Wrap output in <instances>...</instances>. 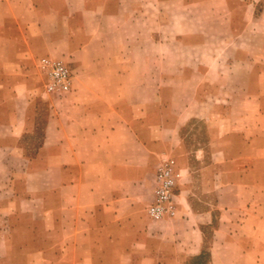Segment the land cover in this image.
Masks as SVG:
<instances>
[{
  "label": "crops",
  "instance_id": "0c3cea01",
  "mask_svg": "<svg viewBox=\"0 0 264 264\" xmlns=\"http://www.w3.org/2000/svg\"><path fill=\"white\" fill-rule=\"evenodd\" d=\"M220 2L0 0L6 10L0 42L9 43V52L25 59L63 56L73 75L69 93L43 100L40 125L32 79L14 80L9 91L10 81L0 74V163L24 168L22 185L9 172L8 209L23 263L189 264L202 253L210 213L192 208L186 161L175 215L152 222L146 207L161 159L178 157L181 128L194 116L177 109L175 87L194 86L197 96L212 70L230 79L234 97L256 102L258 117L244 144L232 130L220 137L230 139V151L229 158L220 152L217 164L229 168L213 176L221 220L212 228L208 264L253 260L242 243H252L254 229L264 230V0H223L232 10L227 19L208 17L205 6ZM159 4L182 7V31L160 34L153 26ZM148 7L151 18L145 19ZM190 8L199 9L195 33L185 28ZM192 37L224 45L185 40ZM38 132L33 147L29 138Z\"/></svg>",
  "mask_w": 264,
  "mask_h": 264
},
{
  "label": "rangeland",
  "instance_id": "374dc122",
  "mask_svg": "<svg viewBox=\"0 0 264 264\" xmlns=\"http://www.w3.org/2000/svg\"><path fill=\"white\" fill-rule=\"evenodd\" d=\"M163 1V0H160ZM149 7L144 10L147 12L144 16L145 19H150ZM206 15L208 17L219 14L226 19L231 14L232 10L230 6H227L223 0H221L219 6L207 5L205 6ZM6 13L5 9L0 10V14ZM153 23L158 27V31H166L167 29H174L176 31H182L184 26L180 20L183 17L184 11L181 6H173L168 4H159L158 11L153 10ZM191 22L189 25H185V28L190 29L191 32L199 30L198 21L194 18L199 15V9L190 8ZM149 23V22H148ZM147 24V23H146ZM150 25V24H147ZM155 27V28H156ZM16 32L19 33L18 26L15 25ZM0 31H2L0 23ZM1 33V32H0ZM20 34V33H19ZM1 35V34H0ZM181 38V37H180ZM180 38L174 39L175 41L181 40ZM164 37H160V40ZM190 44H200L205 41L207 45L223 46L219 44L217 39L211 38H191L185 39ZM1 41V40H0ZM164 41V40H163ZM229 41V40H228ZM19 45H24V40L19 35ZM255 43V42H254ZM178 44V43H175ZM0 74L10 81V85L7 90L10 91L14 80L17 79H32V85L28 87L31 89L36 99V113L38 114V123L41 125L45 115L46 106L43 100L51 94L45 93L44 85L45 80L39 70V60L41 58L60 59L64 61L69 70L71 71V86H72V69L69 59L56 54H40L36 53L29 58H22L20 53L12 55L9 52L10 45L6 41L0 42ZM3 49V50H2ZM56 50V49H55ZM229 73V72H228ZM228 76V75H227ZM7 80V81H8ZM198 81L197 77L194 79ZM205 83L202 84L198 90L197 96L194 95V86H176V94L178 100L176 102L178 110H187L192 112V118L181 128V147L178 152V157H163L156 169V173L166 160H173L175 162V195L182 192L184 186L183 174H182V162L183 160L188 163L190 168V174L192 182L185 184L190 193V202L192 208L196 213H210L211 224H207L205 220L204 228V248L202 253L195 259L191 260L189 264H208L209 262V248L211 244L212 228L218 222H220V213L216 209V195L217 191L213 186V176L222 172H228V165H218L217 162L221 161L220 152L226 154L229 158L230 151V139L221 141L220 137L229 136L227 131H233L230 133L238 137L242 144L245 142V135H250V132L254 133V125L256 122L258 106L256 102L245 103L239 96H235L234 87L228 84L230 79L227 77L218 78L216 71L212 70L204 77ZM228 82V83H227ZM226 83V84H225ZM67 94V93H66ZM63 95H52L61 97ZM195 96V97H194ZM185 97V100L182 98ZM197 97L199 99H197ZM229 113L231 116H229ZM248 113L249 115H245ZM254 116V117H250ZM246 117L248 119H246ZM250 120V121H249ZM249 128V131L247 130ZM245 132H249L244 134ZM256 131V130H255ZM6 135V133H1ZM3 136H0V139ZM40 133L31 136L30 144L36 147L39 141ZM26 139L25 141L29 140ZM257 145V141H256ZM257 149H255V155L257 156ZM14 170L16 176L19 177L17 182L23 184L24 168L22 164H17L12 167V164L6 161L0 163V264H25L21 261L22 247L18 246V253H15V246L13 245V229L8 228V222L14 217H10L8 214L9 203L11 201L10 193L12 189V182L9 172ZM155 177V176H154ZM175 201V200H174ZM21 207V205H20ZM147 208V207H146ZM12 218V219H11ZM207 218V217H206ZM234 217V220H237ZM262 219V215H260ZM19 219H17L18 221ZM250 220L257 221V216L254 214ZM19 222V221H18ZM264 230L254 229L253 237H249L250 244L244 237L245 242L242 245L251 249L250 255L253 260H242L238 264H264Z\"/></svg>",
  "mask_w": 264,
  "mask_h": 264
},
{
  "label": "built area",
  "instance_id": "2783aa9c",
  "mask_svg": "<svg viewBox=\"0 0 264 264\" xmlns=\"http://www.w3.org/2000/svg\"><path fill=\"white\" fill-rule=\"evenodd\" d=\"M38 66L45 80V93L63 95L71 91V71L64 61L41 58ZM175 168L173 160H166L155 174L152 199L146 208L152 222L175 215Z\"/></svg>",
  "mask_w": 264,
  "mask_h": 264
}]
</instances>
